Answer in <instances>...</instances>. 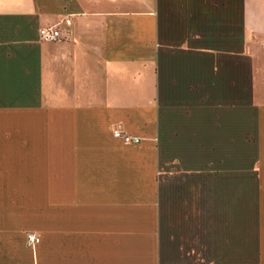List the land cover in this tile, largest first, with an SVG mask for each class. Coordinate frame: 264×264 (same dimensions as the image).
Segmentation results:
<instances>
[{"label": "crops", "instance_id": "crops-1", "mask_svg": "<svg viewBox=\"0 0 264 264\" xmlns=\"http://www.w3.org/2000/svg\"><path fill=\"white\" fill-rule=\"evenodd\" d=\"M0 264H264V0H0Z\"/></svg>", "mask_w": 264, "mask_h": 264}, {"label": "built area", "instance_id": "built-area-1", "mask_svg": "<svg viewBox=\"0 0 264 264\" xmlns=\"http://www.w3.org/2000/svg\"><path fill=\"white\" fill-rule=\"evenodd\" d=\"M38 34L40 40L45 42H53L61 39L60 31L56 26L40 28ZM112 133L115 138L120 139L125 144L137 145L141 141L140 138L128 136L119 130H114ZM27 242L29 245L36 244L38 238L35 235L29 234L27 236Z\"/></svg>", "mask_w": 264, "mask_h": 264}, {"label": "rangeland", "instance_id": "rangeland-1", "mask_svg": "<svg viewBox=\"0 0 264 264\" xmlns=\"http://www.w3.org/2000/svg\"><path fill=\"white\" fill-rule=\"evenodd\" d=\"M253 37L251 32H248V40L251 39ZM248 55H249V51H248ZM248 71H250V69H248Z\"/></svg>", "mask_w": 264, "mask_h": 264}]
</instances>
